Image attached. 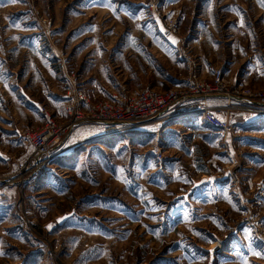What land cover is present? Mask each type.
I'll return each mask as SVG.
<instances>
[{
	"label": "rangeland",
	"instance_id": "1",
	"mask_svg": "<svg viewBox=\"0 0 264 264\" xmlns=\"http://www.w3.org/2000/svg\"><path fill=\"white\" fill-rule=\"evenodd\" d=\"M166 22L176 32L168 39ZM261 58L264 0H0V186L15 192L4 214L17 224L0 231L17 249L6 258L19 251L23 264L31 248L33 264H264V118H234L264 111L248 101L203 100L225 103L211 106L232 128L221 134L197 123L103 137L79 124L62 138L87 126L100 136L21 188L36 161L26 136L48 120L69 127L79 96L98 104L184 90L215 70L227 86L263 94ZM72 210L86 222L80 232L45 228Z\"/></svg>",
	"mask_w": 264,
	"mask_h": 264
},
{
	"label": "built area",
	"instance_id": "2",
	"mask_svg": "<svg viewBox=\"0 0 264 264\" xmlns=\"http://www.w3.org/2000/svg\"><path fill=\"white\" fill-rule=\"evenodd\" d=\"M175 30L167 22L163 26L162 35L168 39L175 36ZM196 80V77L193 76ZM180 87V86H177ZM184 90L171 89L162 94L153 90H146L136 96H127L116 98L110 103H90L89 100L78 97L76 103L70 105L67 109L68 116L72 122L66 129H57L52 121L46 122L45 129L34 136H26L30 139L34 148L36 161L34 165L28 164L26 170H32L30 176L22 180L25 185L30 180L32 174L50 161L55 160L61 154L60 142L63 135L71 132L79 124H95L103 128L102 136L122 135L142 127L160 125L183 119L186 117H200L213 131L221 134L231 131L230 123L216 116L213 109L207 107L203 100L208 98L224 96L235 101H248L252 104L264 107L263 94H254L244 91L240 85L227 86L224 83L221 70L212 72L209 82L199 81L193 83L190 80L183 85ZM179 89V88H178ZM82 110L85 112L83 113ZM264 118V111L259 114ZM34 170V171H33ZM20 188V189H21ZM21 207H17L21 215Z\"/></svg>",
	"mask_w": 264,
	"mask_h": 264
},
{
	"label": "crops",
	"instance_id": "3",
	"mask_svg": "<svg viewBox=\"0 0 264 264\" xmlns=\"http://www.w3.org/2000/svg\"><path fill=\"white\" fill-rule=\"evenodd\" d=\"M254 58L256 59H259L258 57L254 56ZM253 59V58H252ZM264 58H261V60H263ZM254 60V59H253ZM244 79H242L243 81ZM222 101L221 99H211V100H207L206 101V106L209 107V108H219L220 106H223L221 104H225V103H217L216 101ZM214 103H210V102H213ZM209 102V103H207ZM208 104V105H207ZM211 104V105H210ZM220 104V105H218ZM213 106V107H211ZM215 111V109H213ZM220 110V109H219ZM259 117L257 116H247V115H243L241 117H234L235 119L236 118H239L238 121H240L238 124L239 126L240 125H248V124H253L255 121L257 120H260L261 117L260 115H258ZM66 118V117H65ZM194 118H197L194 116ZM234 119V120H235ZM183 119H179V120H176L172 123H165L161 126L162 130H163V133H166L168 134L169 131H171V129L173 127L179 124L182 125V127H187V129H190V128H194L193 126L197 123H201L202 125H207L203 122V119L200 118V120L198 119H195V121H187V122H183L182 121ZM150 127V126H149ZM206 128L208 129H211L208 125L206 126ZM99 131L97 129H95L93 126H87V127H83V128H80V129H77L76 131L72 132L71 134H68V136L64 139H62L63 141L60 142V148H61V154L59 155L60 156H63V155H68V154H71V151L79 146L81 147H84V144L85 143H88V142H92L94 141L95 139L98 138V135ZM162 133V134H163ZM102 136V135H101ZM5 154L2 153V155H0V163L3 164V162L5 161ZM58 157V158H59ZM57 158V159H58ZM56 159V160H57ZM49 170V169H47ZM46 182L43 181L40 182L37 184V186L35 188H39V187H44ZM6 188V187H5ZM56 185L55 187H53L54 191L56 189ZM14 194L15 192L12 191V189H4L3 187L0 186V226H1V232L3 231L4 229V225H9L10 227L8 228V230H12L13 227H15L17 224L16 223H9V220H10V216L4 213L8 212L10 214H12V207L11 204H12V200L14 198ZM35 196V195H34ZM8 208V211H6V209ZM43 210L45 211L44 214H47L48 212V208L46 207H42ZM7 217V218H6ZM9 218V219H8ZM5 219H8V220H5ZM85 221H84V217H81L79 215H77L73 210L70 211V212H67L65 214H62V215H59L58 217H55L53 220H50L48 222L45 223V228L49 231V232H54V233H61V231H65L67 233L71 232V231H74V232H80V228H83V225H85ZM51 225L52 227L49 228L48 226ZM13 226V227H12ZM4 232V231H3ZM2 232V233H3ZM2 233L0 234V260H10L9 258L11 257H15V258H12V260L14 261H17V263H14V264H21L20 260H18V252L16 255H12L10 254L11 256H7L6 258V252H8L7 250H17L15 249V246L12 245L11 247H6L2 244V240H1V236H2ZM77 234V233H76ZM4 235V233H3ZM19 235L17 234V232H13V238L14 239H18ZM72 240H77L76 237H73ZM17 241V240H16ZM74 244H77V243H73ZM74 248L77 247L76 246H73ZM69 248V246H68ZM66 247V250L68 249ZM78 249V248H77ZM76 249V250H77ZM19 250V249H18ZM75 250V251H76ZM23 254L22 256L24 257V261H23V264H33L34 260H35V249L32 250L31 248H26L24 250H22ZM21 251V252H22ZM68 251V250H67ZM69 252V251H68ZM9 254V253H7ZM21 256V257H22ZM87 258V256H86ZM36 261V260H35ZM20 262V263H19Z\"/></svg>",
	"mask_w": 264,
	"mask_h": 264
},
{
	"label": "snow or ice",
	"instance_id": "4",
	"mask_svg": "<svg viewBox=\"0 0 264 264\" xmlns=\"http://www.w3.org/2000/svg\"><path fill=\"white\" fill-rule=\"evenodd\" d=\"M175 42H176V41H175V40H173V43H175ZM48 227H49V228H51L52 226H51V225H49Z\"/></svg>",
	"mask_w": 264,
	"mask_h": 264
}]
</instances>
